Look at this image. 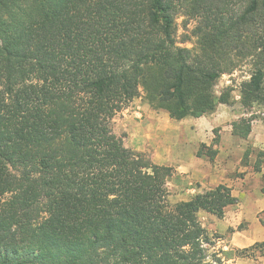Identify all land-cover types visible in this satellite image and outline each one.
Segmentation results:
<instances>
[{"label":"trees","instance_id":"trees-1","mask_svg":"<svg viewBox=\"0 0 264 264\" xmlns=\"http://www.w3.org/2000/svg\"><path fill=\"white\" fill-rule=\"evenodd\" d=\"M183 13L197 52L177 41ZM239 56L241 101L264 107V0H0V264H214L198 212L222 218L232 188L170 203L173 168L111 121L140 88L173 119L212 112Z\"/></svg>","mask_w":264,"mask_h":264},{"label":"rangeland","instance_id":"rangeland-1","mask_svg":"<svg viewBox=\"0 0 264 264\" xmlns=\"http://www.w3.org/2000/svg\"><path fill=\"white\" fill-rule=\"evenodd\" d=\"M175 22L179 45L197 52L198 19L183 13L176 16ZM252 59L235 57L234 69L215 81L217 106L210 113L173 119L165 109L154 107L140 88L139 95L111 121L113 131L123 137L125 146L143 152L156 164L173 168L172 175L166 179L170 203L188 200L220 183L230 186L233 194L239 196L237 200L241 203L237 201L226 207L222 218L204 210L198 212L210 237L209 260L214 264L263 263L262 248L249 249L245 256L239 254L241 248L231 243L235 230L258 223L264 227V213L259 208L264 206V107L260 104L245 106L241 101V83L250 77ZM221 94L227 96L229 102H220ZM242 118L250 119L251 123L246 137L233 134V123ZM158 120L166 125L164 131L155 129ZM210 148L217 150L213 158L207 155ZM199 150L204 154L198 156ZM257 162L260 170H257ZM250 232L253 235L254 229Z\"/></svg>","mask_w":264,"mask_h":264},{"label":"crops","instance_id":"crops-1","mask_svg":"<svg viewBox=\"0 0 264 264\" xmlns=\"http://www.w3.org/2000/svg\"><path fill=\"white\" fill-rule=\"evenodd\" d=\"M165 126L166 125H163L162 122L158 120V124H157V127H155V129L164 131ZM180 169H183V168L180 167ZM236 197L238 198L239 196H236ZM262 197L264 198V195H262ZM237 201L239 202V204L241 203V200L238 199ZM250 205H252V202L250 203ZM259 208L261 209V212L264 210V206L259 207ZM251 229H254L253 235H252V232H250ZM263 240H264V227L262 226L261 223H258V225L256 226L251 225L247 229L235 230L231 236V241H232L231 243L233 244V246L237 248H241V249L249 247L253 245L255 242H259ZM260 258L263 261L262 264H264V249H263V254H261Z\"/></svg>","mask_w":264,"mask_h":264}]
</instances>
